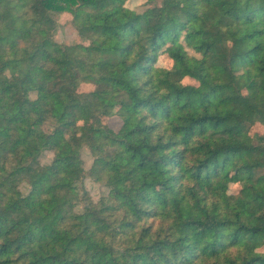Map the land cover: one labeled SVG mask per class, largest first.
Returning <instances> with one entry per match:
<instances>
[{
	"label": "trees",
	"instance_id": "16d2710c",
	"mask_svg": "<svg viewBox=\"0 0 264 264\" xmlns=\"http://www.w3.org/2000/svg\"><path fill=\"white\" fill-rule=\"evenodd\" d=\"M125 1L0 0V264H264V0Z\"/></svg>",
	"mask_w": 264,
	"mask_h": 264
},
{
	"label": "rangeland",
	"instance_id": "374dc122",
	"mask_svg": "<svg viewBox=\"0 0 264 264\" xmlns=\"http://www.w3.org/2000/svg\"><path fill=\"white\" fill-rule=\"evenodd\" d=\"M161 0H126L125 5L129 8H134L135 10H142L145 6L153 5V4H160ZM53 18L55 20V27L53 29V36L54 38L61 42V43H73L76 41L81 40L79 37L76 29L72 26L71 18L72 14L68 11L56 12L53 14ZM189 53L198 55V53L194 52L191 48H188ZM157 65L169 67L171 65V59L166 54H160L157 59ZM183 83H193L197 84L198 82L189 76H185L182 79ZM94 88V83L92 82H81L78 86L79 91H87ZM242 92L246 94V91L243 89ZM117 107H107L105 109L104 114L102 115V122L110 127L112 130L117 131L121 124L122 120L121 117L116 112ZM84 124L85 121H81L80 125V132H84ZM249 135L253 137V142L257 145L264 146V140L261 141L258 138V135H264V123L260 121H255L249 125ZM52 151L45 150L41 153L39 160L41 163H48L52 158ZM81 154L84 159V167L85 169L90 166L92 161V157L88 151L87 147H82ZM82 186L83 189H80V198L76 200L75 207L77 210H81L82 206L84 205L85 198L83 193H86L88 197L92 200H98L103 192L106 191V187L98 182L95 181L89 175H86L82 179ZM240 188V183L237 181H230L229 182V191L232 193H236ZM20 189L23 192H26L28 189V185L26 183H21ZM262 252H264V246L258 248Z\"/></svg>",
	"mask_w": 264,
	"mask_h": 264
}]
</instances>
